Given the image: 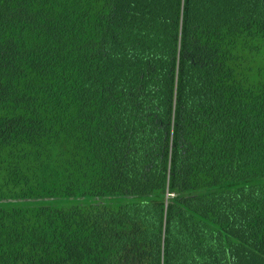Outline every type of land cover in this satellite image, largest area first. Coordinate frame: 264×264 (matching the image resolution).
<instances>
[{
  "label": "trees",
  "instance_id": "obj_1",
  "mask_svg": "<svg viewBox=\"0 0 264 264\" xmlns=\"http://www.w3.org/2000/svg\"><path fill=\"white\" fill-rule=\"evenodd\" d=\"M0 264H264V0H0Z\"/></svg>",
  "mask_w": 264,
  "mask_h": 264
}]
</instances>
